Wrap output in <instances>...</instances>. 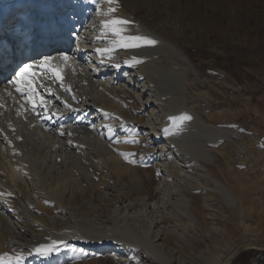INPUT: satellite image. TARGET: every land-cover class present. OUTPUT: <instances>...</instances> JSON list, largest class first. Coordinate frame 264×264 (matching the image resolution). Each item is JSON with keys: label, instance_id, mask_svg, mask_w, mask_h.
Segmentation results:
<instances>
[{"label": "bare ground", "instance_id": "1", "mask_svg": "<svg viewBox=\"0 0 264 264\" xmlns=\"http://www.w3.org/2000/svg\"><path fill=\"white\" fill-rule=\"evenodd\" d=\"M1 1L0 17L4 16L6 11ZM27 4H32L28 10ZM15 6L18 9L14 17L5 16L17 24L20 23L22 14H25V17L30 16L22 27L27 37L9 40L4 38L7 41L0 50L3 69L0 71V79H2L0 88L15 78L17 69L15 65L22 60L18 64L19 67L23 64L35 63L31 71L36 73L33 86L37 88L39 95L34 97L36 103L33 104L27 99V94L21 96L17 93L12 83L0 93V203H4L0 205V223L7 232H12L14 225L19 229L17 232L24 240H27V235L31 241L41 242L45 239L30 230V234H27L25 226L24 228L19 226V222L11 220L12 215L1 211L2 205L12 209L8 203L11 201L14 207L22 212L23 216H21L38 226L41 232L53 234L52 239L46 237L48 241L41 243L42 246L52 247L66 241L85 245H89V242L102 243L107 247L125 243L131 249L141 250V255L150 262L200 264L201 260L193 257L187 263L185 257H180V253L176 255L174 248L157 242L160 234H175L178 229L180 235H184L188 225H194V230H199L198 226H195L197 214L193 212L192 203L183 193L187 189L185 182L189 179L196 186H205L209 181L213 190L223 195L230 205H235L239 201L230 187L205 173L208 171L202 161L212 160L211 143L216 142L225 133L214 124L207 123L205 118L198 116L195 107L199 104V98L211 97L210 91L198 89L191 92L190 88L196 82L188 78L189 69L193 70L198 81L203 83V80L199 79L197 70L185 56L184 51L159 33L133 19L117 4L113 5L117 8L115 16L132 22L127 26L128 30L124 35L146 36L155 39L158 43L154 46L142 45L137 48L113 47L112 42L117 37L111 33L107 36L102 34L101 20L107 17L97 14L98 4L93 3V0H21L16 2ZM99 7L102 12L107 11V5L102 0L99 2ZM53 11L60 14L58 25L55 24L58 19L51 16ZM3 20L0 22V28H4L5 32L8 30L6 21ZM41 23L45 29L42 27L40 29ZM67 28L70 29L64 38L68 39L67 42L51 46L46 44L49 40H53L55 33L59 34V31ZM3 31L0 30V40L5 35ZM11 33L15 35L12 31L9 35ZM26 38L34 41L36 48L30 51V45L25 46ZM52 48L58 49L51 50ZM97 49L112 50L101 53ZM61 53L67 54L69 59L64 61L62 66L57 67L60 73V79H57L53 73L39 65V60L36 58L52 57ZM28 55L33 56L25 59ZM134 57L141 62L135 63ZM52 63L54 64L53 59ZM123 70L126 73L125 78L120 74ZM125 86L133 90L140 100L141 97L142 99L145 97L146 92H149L146 100L139 105L149 109L148 120H139L135 111L131 113L127 109ZM192 98L193 101L189 103V99ZM184 114L191 117V123L195 128L190 125L191 128L188 129L184 127L183 122L176 124L171 119ZM127 124H137L144 128L148 131V135L145 133L144 135L150 138H147V142L150 144L163 142V146L167 147L166 152H171L176 160L182 162L179 166L194 165L201 171L203 177L206 174L207 181L199 182L200 178L192 174L181 177L180 173H176L177 179L185 183L186 189L183 185V188L178 187L180 186L178 184L176 191L167 195V201L160 208L155 202L146 199V196L136 197L141 212L138 215H128L129 219L124 218L122 224H114L112 227H106L107 229L91 227L90 231L59 230L57 232L53 228L54 221L50 220L52 225L50 226L44 216L37 217L29 212L42 211L36 204L47 205V202L48 207L66 210L62 200L68 197L70 199L76 188H82L85 183L90 186L95 184L93 176L97 170L106 175L109 171L111 174L125 172L129 174L133 166L126 161L128 159L126 154L133 147L122 136L127 133L125 130ZM165 129L169 131L165 132ZM142 144L145 149L143 142ZM139 148L140 146H135L134 149ZM219 152L222 153L221 150ZM166 163L165 170L170 173V167H173L174 163L169 161ZM179 166L175 165L172 171L179 170ZM29 193H31V201ZM216 200L217 198L214 199V203ZM214 203L209 204L203 200L204 207H208L206 209L209 210L205 215H211L210 218L208 216L207 221L210 223L212 219L223 222L230 220L223 217L218 219ZM243 211L244 209L241 208L242 214ZM74 220L79 227L81 225L79 220L75 218ZM243 221L242 228L250 231L252 226ZM24 223L22 222L21 225L23 226ZM4 241V234L0 231V256L7 254L9 249ZM255 241L245 235L239 243L226 242L219 249L218 254L213 256V260L205 264H229L240 247L248 246H255L253 249L257 251L250 264H261L264 255L261 259L259 257L264 251V246L255 245ZM123 259L120 258L117 262L127 264Z\"/></svg>", "mask_w": 264, "mask_h": 264}, {"label": "rangeland", "instance_id": "2", "mask_svg": "<svg viewBox=\"0 0 264 264\" xmlns=\"http://www.w3.org/2000/svg\"><path fill=\"white\" fill-rule=\"evenodd\" d=\"M19 1L21 0H2L6 10L4 16L14 15L18 9L14 7V2ZM116 4L133 19L181 48L194 65L203 83L189 69L188 78L196 82L190 88L191 92L207 89L211 96L199 98L196 112L207 123L214 124L225 133L211 143L212 160L202 161L208 171L205 173L230 187L239 202L230 205L223 195L213 190L209 181L205 186H196L187 179L186 189L185 183L177 179L176 173H180L181 177L192 174L200 178L199 182L206 180V174L203 177L201 171L192 164L179 166L182 162L176 160L171 152H166L167 147L163 146V142L150 144L146 141L149 138L148 131L137 124H127V133L122 136L133 147L126 154V161L133 166L131 174H111L107 169L109 174L106 175L97 170L93 176L95 184L90 186L85 183L79 188L84 189L83 191L76 188V192L69 195L70 199L67 195L68 198L62 200L66 210L48 207L47 202V205L36 204L42 210L40 212L28 211L37 217L44 216L50 226V220L54 221L53 228L57 232L90 231L91 227L107 229L114 224H122L124 218L129 219L128 215H138L141 212L136 197L146 196V199L155 202L160 208L167 201V195L173 194L179 184L178 187L185 186L183 193L192 203L193 212L197 214L195 226L199 230H194V225H188L184 235H180L178 229L175 234H160L157 242L174 248L176 255L180 253V257H185L187 263L193 257L200 259V264L211 262L226 242L239 243L245 235L255 239V245L264 246V0H117ZM58 17L55 14L52 18ZM5 19L6 29L10 30L15 22H9V17ZM3 29L0 28L1 32ZM4 33L0 40V50L9 40L6 37L7 31ZM26 41L27 45L33 44L30 38ZM120 74L122 77L126 76L124 70ZM124 88L127 109L131 113L135 111L139 120H148L149 109L139 105L146 100L149 92L140 100L133 90L126 86ZM134 88L136 90V85ZM193 99H189V103ZM183 123L188 129L191 126L195 128L191 120ZM135 146L140 148L134 149ZM167 161L174 163V166L178 165L180 169L172 171L173 166L170 167V173H167L164 166ZM28 196L30 200L31 193ZM215 198L217 200L214 203ZM203 200L215 204L218 219L223 217L230 220L223 222L212 219L209 223L207 220L211 215H205L209 210L204 207ZM10 202L8 203L14 211L4 205L1 211L12 215L11 220L19 222V226H25L27 234L31 231L45 238L41 242L31 241L27 235V240H24L14 225L12 232H7L0 223L4 243L9 247L7 254L12 258L20 257V264H119L117 260L120 258H125L123 260L127 264H158L143 257L141 250L131 249L125 243L107 247L102 243L89 242V245H85L66 241L52 245L54 250L48 255H41L36 249L42 246L41 243L47 242V239H52L53 234L41 232L38 226L22 217V212ZM241 208L244 209V215ZM43 211H47V214ZM74 218L79 220V227ZM242 221L252 226L250 231L242 228ZM22 222H25L23 226ZM253 247L255 246L240 247L229 264H250L257 254ZM261 261L264 264V258Z\"/></svg>", "mask_w": 264, "mask_h": 264}, {"label": "snow or ice", "instance_id": "3", "mask_svg": "<svg viewBox=\"0 0 264 264\" xmlns=\"http://www.w3.org/2000/svg\"><path fill=\"white\" fill-rule=\"evenodd\" d=\"M100 0H93V3H97V14L107 17L106 19L101 20V26L103 29V35L107 36L111 33L117 39L113 40V47H121V48H137L142 45L154 46L158 42L155 39L148 38L146 36L140 35H124V33L128 30L127 26L132 22L121 17L113 15L117 8L114 7L117 3V0H102L103 3L107 5V11L102 12L99 7ZM112 49H97L98 52H110ZM62 60L65 62L69 59L66 55H62ZM135 63H140L141 61L133 58ZM39 65L43 68L47 69L51 73L55 75L57 79H60V73L57 67L52 63L51 57H44L39 61ZM34 65L31 63L24 64L18 72L15 73V78L11 80L13 87L17 93H20L21 96H25L27 94V99L35 104L36 100L34 97L39 95V92L36 87L33 86V82L36 78V73L32 72ZM41 102L42 98H41ZM174 123L179 124L180 122L190 120L191 117L184 114L178 117H173ZM168 129H165V132H168ZM54 249L52 247L41 246L37 248L36 251L41 255H48ZM0 264H20V257H9L7 254L0 256Z\"/></svg>", "mask_w": 264, "mask_h": 264}, {"label": "water", "instance_id": "4", "mask_svg": "<svg viewBox=\"0 0 264 264\" xmlns=\"http://www.w3.org/2000/svg\"><path fill=\"white\" fill-rule=\"evenodd\" d=\"M263 255H264V251H263V253H262L261 257H259V259H261Z\"/></svg>", "mask_w": 264, "mask_h": 264}]
</instances>
